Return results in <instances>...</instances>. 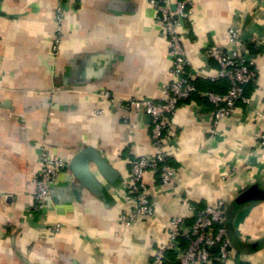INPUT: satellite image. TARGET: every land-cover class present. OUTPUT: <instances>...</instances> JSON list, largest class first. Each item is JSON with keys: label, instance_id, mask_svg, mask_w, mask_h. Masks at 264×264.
<instances>
[{"label": "crops", "instance_id": "obj_1", "mask_svg": "<svg viewBox=\"0 0 264 264\" xmlns=\"http://www.w3.org/2000/svg\"><path fill=\"white\" fill-rule=\"evenodd\" d=\"M190 1L193 15L180 34L199 92L225 89L226 80H211L218 64L205 50L227 46L232 25L241 27L256 78L245 86L247 102L220 121L217 137L209 132L214 105L201 93L178 108L168 141L175 187L158 190L159 175L147 171L157 218L123 227V179L134 157L153 151L151 122L101 92L161 97L171 55L156 10L148 0H0V264H151L168 239L166 220L181 213L189 221L183 198L199 208L227 201L235 256L206 264H264V201L233 202L256 181L264 186V147L254 138L264 124V0ZM58 5L66 13L60 32ZM84 147L100 152L114 179L89 162L98 182L89 188L68 164L35 211L32 178L42 149L70 161Z\"/></svg>", "mask_w": 264, "mask_h": 264}, {"label": "built area", "instance_id": "obj_2", "mask_svg": "<svg viewBox=\"0 0 264 264\" xmlns=\"http://www.w3.org/2000/svg\"><path fill=\"white\" fill-rule=\"evenodd\" d=\"M156 10V17L166 37L171 55L170 78L162 87L161 97L157 101L147 98H116L107 91L101 92L109 102L118 107H129L146 113L151 122V140L153 151L141 154L130 161V169L124 177V199L129 204L122 209L118 222L123 227L133 225L138 219H156V210L150 198L151 188L145 180L147 171L159 175L158 190L163 186L175 187L178 167L170 163L168 141L173 137L174 117L178 108L193 94L201 93L214 107L210 134L219 135L220 121L230 116L238 102H247L245 86L254 81L256 72L253 68L246 41L241 27L232 25L228 28L227 46L210 45L205 54L215 59L218 64L216 75L211 80L223 79L229 85L225 92H199L188 70L189 59L180 34L184 21L193 15V3L190 0H148ZM58 32L66 16L63 5L56 7ZM59 38L55 39L57 48ZM256 146L264 147V124L260 125L254 135ZM69 161L42 149L39 155V167L32 178L35 193L32 207L39 211L51 196V188L59 172L67 168ZM181 206L190 211L189 221L181 213L170 216L165 222L168 239L160 243L153 254L151 264H206L210 261L225 262L235 256L226 227L227 201L217 199L199 208L186 199ZM60 224L49 227L51 232H58ZM185 241V244H182ZM168 253H173L169 258Z\"/></svg>", "mask_w": 264, "mask_h": 264}, {"label": "water", "instance_id": "obj_3", "mask_svg": "<svg viewBox=\"0 0 264 264\" xmlns=\"http://www.w3.org/2000/svg\"><path fill=\"white\" fill-rule=\"evenodd\" d=\"M89 162L94 163L98 172L109 181L114 179V172L116 171L102 158L100 152L93 147H84L76 152L69 161L70 168L74 171L83 185L89 188L98 186L97 179L93 175V171L90 170ZM259 201H264V186L256 181L242 189L234 198L233 202L236 205L242 206ZM260 242L264 244V238L261 239Z\"/></svg>", "mask_w": 264, "mask_h": 264}, {"label": "trees", "instance_id": "obj_4", "mask_svg": "<svg viewBox=\"0 0 264 264\" xmlns=\"http://www.w3.org/2000/svg\"><path fill=\"white\" fill-rule=\"evenodd\" d=\"M195 84H196V83H195ZM228 85H229V83H228V82H226V83L224 84V86H223V87H224L225 89L223 90V92H225V90H227V88H228ZM196 86H197V85H196ZM210 91H215V92H217V91H216V90H214V89H211ZM223 92H221V93H223ZM171 160H172V159H171V158H169V160H168V161H170V163H172V162H171ZM234 204H235V203H234ZM237 206H240V205H237ZM182 244H185V241H184ZM168 256H169V258L173 257V253H169V255H168Z\"/></svg>", "mask_w": 264, "mask_h": 264}]
</instances>
